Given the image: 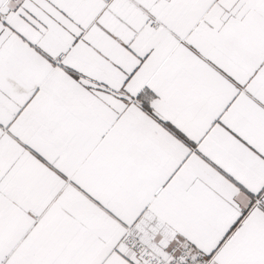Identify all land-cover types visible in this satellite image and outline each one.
<instances>
[{"label": "snow or ice", "instance_id": "snow-or-ice-1", "mask_svg": "<svg viewBox=\"0 0 264 264\" xmlns=\"http://www.w3.org/2000/svg\"><path fill=\"white\" fill-rule=\"evenodd\" d=\"M0 264H264V0H0Z\"/></svg>", "mask_w": 264, "mask_h": 264}]
</instances>
